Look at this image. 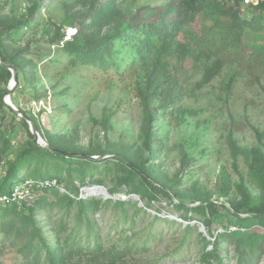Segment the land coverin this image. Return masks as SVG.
I'll return each mask as SVG.
<instances>
[{"label":"rangeland","instance_id":"1","mask_svg":"<svg viewBox=\"0 0 264 264\" xmlns=\"http://www.w3.org/2000/svg\"><path fill=\"white\" fill-rule=\"evenodd\" d=\"M37 1L0 0V48L21 58L27 75L23 86L17 81L12 86L13 70L7 83L0 75V182L7 162L30 149L32 120L47 144L46 138L69 150L101 154L93 155L102 157L94 163L39 155L21 170L22 176L39 181L61 179L67 191H58L62 195L73 194L72 184L107 191L93 196L101 205L89 216L91 229L85 218L79 220L76 205L60 203L54 191L43 199L37 223L49 241L54 237V244L69 252L68 264H206L205 254L218 235L226 263L264 264L263 225L246 231L254 234L252 243L239 245L236 237L227 236L244 233L231 204L241 206V217L264 206L260 179L249 174L250 150L264 152V10L240 7L239 17L232 12L198 15L159 61L161 53L155 48L140 58L132 41L118 46L110 57L85 49L86 38L77 32L89 19V0H44L31 17ZM164 3L127 0L120 6L122 21L135 23L136 16L151 14L148 10ZM18 23L24 28L12 35L11 26ZM0 65L10 66L3 61ZM163 71L167 79L153 97L156 118L148 150L141 138L140 93L151 73ZM170 85L173 102L167 96ZM8 97L18 112L6 105ZM230 135L242 149L236 166ZM122 153L136 157L146 169L152 164L157 182L137 178L136 183H125L130 168L118 165L112 156ZM37 165L41 170L34 175ZM138 185L158 199L135 192ZM200 200L226 203H215L218 208L211 214L214 237L204 227L205 216L173 205L194 208ZM32 229L23 215L0 210V264H44L39 246L34 249L38 261L26 258L32 255L27 247ZM96 247L103 252L93 260L87 253ZM111 250L120 253L117 259L107 255Z\"/></svg>","mask_w":264,"mask_h":264},{"label":"trees","instance_id":"2","mask_svg":"<svg viewBox=\"0 0 264 264\" xmlns=\"http://www.w3.org/2000/svg\"><path fill=\"white\" fill-rule=\"evenodd\" d=\"M43 1L44 0H38L35 7L30 10L31 17L36 15V12L41 7ZM126 1L127 0H89V5L86 11V16L89 19L86 18V20L82 22V25L77 32L78 36L82 35L84 36V38H86L87 42L84 44L85 49L89 50L96 56L110 57L113 54L114 50L118 48V46L123 43L132 41L136 44L137 54L138 56H140V58L144 60L146 56L150 54L148 49L155 48L157 51H159V53H161L159 56H157V58H159V61H161L162 54L168 51H172V44L176 40V36L185 32V30L196 21L198 15H215L219 13L225 14L232 12L234 17H239L241 13V0H236L233 7H229V5H231V0H165L163 6L160 5V7L158 8L148 10L151 12V14L148 12L146 14L145 12L144 15H141L144 17H135V19H137V22L130 25H125V21H122L120 6ZM249 7L254 11H263L264 3H261L258 6L251 5ZM144 10L147 11V9ZM11 27L13 29L12 35L14 34V32L15 34L20 33L24 28V23L14 24ZM0 54L4 63L10 64V66L16 68L17 86L25 85L27 75L22 69L24 63H22L23 61L21 60V58L18 56L7 54L1 48ZM0 75L5 78L6 83L12 78L10 70L5 67L3 68L1 65ZM166 79L167 73H165V71H163V73H151V77L149 79L150 81L141 90L140 93L144 108V128L141 134V138L148 150H151L152 132L156 118V109L153 107V97L162 88V83L166 81ZM154 80H156V83ZM6 92L7 90L4 89L2 93L4 94ZM167 96L169 97V102H173V86L171 85L170 93ZM0 98V102L2 103V96H0ZM32 122L36 126L37 131L41 133V130L39 129L37 123L33 120ZM257 136L261 137L260 134H257ZM31 138L33 139L32 135ZM46 140L49 145L57 149L73 153H81L74 148L71 149V151L69 150V148H66V146L57 144L53 139H50V141L46 138ZM228 141L233 164L236 166L239 154H241L242 149L238 147L235 139H233L231 135L228 137ZM29 148L30 149H28L21 157H18L15 161L7 162L8 169L6 175L0 182V196L11 193L15 186L27 180L39 181L38 177L36 179H33L32 177H28L27 175H21V170L26 166V164L35 162L33 160V157H37L39 155L51 156L52 158H57L59 160L68 158V156L66 155L57 154L47 150L46 148H41L40 146L35 144L34 141L30 142ZM250 153L251 157L249 161V174L251 176H258L260 179V185L264 189V152H262L258 147H255L250 150ZM81 154H86L88 156L101 155L93 154L90 152ZM120 156L131 162V164H127L119 159H117L118 161L116 162L122 167L130 168V173L126 177L125 183H136L137 178L138 180H140V182H157L154 179L152 164H149L151 167L149 166L146 169L142 164L139 163L136 157L129 156L125 153L120 154ZM78 158L86 163L93 162V160L84 157ZM40 165H37V169L40 168ZM40 170L41 169H38V172L34 175H38ZM54 179H56L60 185H63L61 179ZM79 181V184L84 183L82 174ZM69 190L71 193H73L72 196L71 194L62 195L57 190L52 191H54L53 193H55V195L59 197L60 203H64L68 208L74 207V205H76V207L78 208L79 220L81 221L83 220V218H85L88 224V228L91 229L93 224L89 216L91 213L99 210L101 201L96 200L94 197H90L86 200H77L75 197H78L79 195V187L74 184H72V187L69 188ZM159 190L166 196H169V198H171L169 191H167L164 186L160 185ZM52 191H44L39 196L38 200L33 203V205L28 206L24 203L21 206L16 204L5 206L0 204V210L2 209L5 212L15 213L16 215H23L27 220L31 222V225L34 229H32L31 239L30 241H28L27 247L32 252V255L31 257L26 258H29L30 261H38V258L34 255V249L35 247L39 246L38 248L41 250V253L42 251L44 252V258L41 257L44 264H68L69 252L64 251L60 245H57V243L55 245L53 241H56V239L54 237L50 238L52 241H49V239H47L48 237H46V232H44V230L39 227L36 220L43 199L46 198L45 196L47 193H51ZM134 191L143 193L144 196L149 197L152 200L158 199V197L153 194L151 190H144V187L142 185H138V187ZM200 201V203H202L210 200ZM119 205H123V203H119ZM173 205L178 210H190L196 215L205 216L204 227L211 234V214H215L218 208L215 203L200 205L194 208H186L183 204L173 203ZM231 206L235 211L233 217L235 218L236 223L238 224L240 229L244 230V233L233 234L231 232L233 236H231L230 233H227V236L232 238L236 237L239 241V245L246 242L247 240L252 243L254 234H248L246 233V231L250 227L257 224H261L264 226V206L249 210L248 214H251V216L248 217H241L240 205L231 204ZM211 236L214 237L213 234H211ZM220 238L222 237L220 236ZM215 240L216 243L213 244L212 250L207 251V253L205 254L206 257L204 259V263L228 264L221 256L219 235L215 238ZM248 247L253 248L252 246ZM102 252L103 249L101 247H96L94 251L87 253V255H90L91 259L96 260L101 257ZM119 254L120 253L113 250L107 253V255L112 258L111 260H114L115 257L117 259ZM111 264L119 263L113 262Z\"/></svg>","mask_w":264,"mask_h":264},{"label":"built area","instance_id":"3","mask_svg":"<svg viewBox=\"0 0 264 264\" xmlns=\"http://www.w3.org/2000/svg\"><path fill=\"white\" fill-rule=\"evenodd\" d=\"M235 1L236 0H231V3L234 5ZM261 3H264V0H241L240 7L244 10L251 5L258 6ZM102 189L103 188L99 187H79V195L75 198L77 200H86L90 197L97 196ZM46 190L67 192L64 190L63 185H60L56 179L46 181L27 180L15 186L11 193L0 196V204L5 206L13 204L21 206L25 203L30 206L33 205V203L38 200L39 196ZM104 191L107 194V191Z\"/></svg>","mask_w":264,"mask_h":264},{"label":"water","instance_id":"4","mask_svg":"<svg viewBox=\"0 0 264 264\" xmlns=\"http://www.w3.org/2000/svg\"><path fill=\"white\" fill-rule=\"evenodd\" d=\"M0 63H2L1 61V55H0ZM5 68L9 69V70H13V81H12V86H15L16 84V81H17V70L15 67L13 66H7V65H4ZM6 105H8L13 111L15 112H18L14 105L12 104V102L10 101V98L8 97L5 101ZM30 130L34 136V143L37 144L38 146L42 147V148H46L47 150L51 151V152H54V153H57V154H62V155H66V156H74V157H79V156H82L84 158H87V159H91V160H97L99 158H102V157H93V156H88L86 154H81V153H73V152H68V151H63V150H60V149H57L49 144L46 143V141L41 137L40 133L37 131L36 129V126L33 124V123H30ZM113 157H115L116 159H119L127 164H131L130 161H128L127 159H125L124 157L120 156V155H117V154H114L112 155ZM209 203H221V204H226L224 202H221V201H206V202H202V203H199L197 206H200V205H206V204H209Z\"/></svg>","mask_w":264,"mask_h":264},{"label":"bare ground","instance_id":"5","mask_svg":"<svg viewBox=\"0 0 264 264\" xmlns=\"http://www.w3.org/2000/svg\"><path fill=\"white\" fill-rule=\"evenodd\" d=\"M11 101V99H10ZM99 193H101L102 195L106 194V192L102 189Z\"/></svg>","mask_w":264,"mask_h":264}]
</instances>
